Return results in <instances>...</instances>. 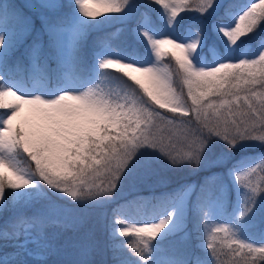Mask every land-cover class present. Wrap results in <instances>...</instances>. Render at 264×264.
<instances>
[{
  "label": "snow or ice",
  "instance_id": "obj_1",
  "mask_svg": "<svg viewBox=\"0 0 264 264\" xmlns=\"http://www.w3.org/2000/svg\"><path fill=\"white\" fill-rule=\"evenodd\" d=\"M37 18L29 89L12 74L11 58L22 38L36 31ZM112 24L118 27L93 42L86 55V36ZM114 39L115 45L106 42ZM165 58L174 70L160 66ZM108 75L119 76L126 87L105 91L101 84ZM189 113L195 120L183 121ZM250 121L264 129V0H28L24 5L0 0V210L10 200L15 206L43 196L45 185L61 199L66 194L102 206L130 176L151 172L161 160L169 166L216 167L233 150L264 142V135L251 134L255 123L246 127ZM177 143L187 151L177 150ZM213 148L220 152L206 162ZM20 160L28 162L27 169ZM101 169L109 177L106 184L96 183ZM228 171L237 193L231 211H221L222 199L212 191L216 173L205 177L192 209L197 247L210 250L211 261H202L191 248L165 246L186 220L185 191L177 190L170 210L151 217L156 223L137 221L142 226L132 227L112 220L117 264H215L217 248L203 234L209 217L228 221L214 229L213 240L220 232L237 237L232 251L252 257L245 264H264V218L257 219L264 187L240 183L244 176L235 165ZM138 200L117 206L113 216ZM68 211L49 199L32 216L14 214L0 238L12 241L16 251L4 253L0 264H22L21 253L40 258L54 250L45 228ZM86 254L84 247L80 255Z\"/></svg>",
  "mask_w": 264,
  "mask_h": 264
},
{
  "label": "trees",
  "instance_id": "obj_2",
  "mask_svg": "<svg viewBox=\"0 0 264 264\" xmlns=\"http://www.w3.org/2000/svg\"><path fill=\"white\" fill-rule=\"evenodd\" d=\"M14 3L18 5L20 4L18 1L13 0ZM229 0L226 2L228 3ZM235 4L244 3L245 0H232ZM35 27L36 31H33L30 35H27L26 37H23L21 42L18 45L17 50L13 54L11 58V62L13 65V72L12 74L17 77L26 78L27 80H30L33 78V73L31 68L29 67V63L27 61V49L28 45L31 44V42L36 37L37 32L40 29V23L38 18L35 20ZM115 29H110L109 31H102L98 32L96 35H94L93 32H91L89 35L86 36V43L84 46V52L87 55L91 49V46L93 45V42L97 41L99 38H103L105 34L113 32ZM125 36L129 40H131L130 36L125 33ZM124 37H121L123 39ZM114 45L118 43L117 40H113ZM250 43L254 44V41H251ZM172 68L174 70V63L171 64ZM52 67H55V64L51 65ZM106 72H110L111 70H104ZM126 79V78H125ZM101 87L104 88L105 91H108L109 89L119 91L120 87H126L124 80L120 79L119 76H111L108 75L103 78V83L101 84ZM185 94H186V88H184ZM244 93H241V96H243ZM190 103V100L188 101ZM115 135V133H113ZM254 150H251L252 153H239L238 149L233 150L230 152L233 154V158L231 162L229 163V167H233L240 165L241 163H244L255 155ZM26 155V154H25ZM99 155H97V159H99ZM19 159V158H18ZM30 160V158H29ZM19 165L27 169L28 168V162L20 160ZM32 168L34 169V162L32 163ZM228 168L225 173L229 175ZM220 170V169H219ZM214 173H217L216 171ZM220 173V172H218ZM217 173V174H218ZM209 175H204L201 178H197L196 180H189L186 179L182 181L183 183L180 185L181 182H174L172 184H169L167 187H161L157 188L154 186H151L149 188H145L141 191H136L133 193H130L129 195L118 198L114 201H112L108 208H107V214L105 219V230L103 235L102 231H94L90 234L85 232H81L77 230L75 227L69 225V223L62 221L60 219L59 223L56 224H49L45 228V232L47 235V238L49 242L53 245L54 250L49 249L46 253H40V258H37L36 255L29 256L26 253H21V255L17 258L18 261H21L22 264H68V259L62 257L63 251L70 248H75L76 246L80 244H84L86 242L90 241H98L103 242L106 245V255L103 259L97 258L96 264H102L105 262V264H117V261L114 259V254L112 250V243L113 240L110 236V228L109 225L112 222L113 219H117L118 221H122L124 224H127L132 227H138L142 226L141 224L136 223L137 221H142L146 223H156L158 220L151 219L154 215H159L160 213L164 212L165 210H170V197H172L177 190H184L186 191V188L191 186V189L189 190V194H187L186 197V220L184 225V231H187L186 235H182V233L174 232L171 236L168 237V240L165 241V246H176V247H187L194 249L201 257L202 261L208 262L211 261V258L208 255L207 251H204L201 248H198L197 245L200 244V240L198 238V233L196 231V228L194 227V217H193V205L196 201V193L200 192L201 185H203L205 177ZM230 178V175H229ZM231 179V178H230ZM224 179H217L215 180L214 184L211 186L212 191L217 193H220V197L223 202V208L222 211L226 208L227 210L231 211L232 205L236 202V191L233 187V184H227L223 181ZM187 181V182H186ZM48 191V187L45 185L43 192L44 195ZM43 195V196H44ZM38 197L34 199L30 203L25 202H17L15 206L13 203L9 202L7 209L0 210V231H2L4 225L6 222L11 219L14 214L20 213L25 216H32L34 213L33 208H37L34 206V204L37 202L38 199L42 198ZM138 200V204L132 207H123L120 209V213L118 216H113V209L117 208L119 205H127L128 201L131 200ZM124 217H127V219H123ZM264 218V215L262 211H259L257 219ZM208 220L204 222V237L207 241L208 237ZM254 232L258 233V229H255ZM95 234V236H94ZM92 235V238L90 237ZM254 239H259L258 235L253 236ZM134 237H118V241H133ZM12 241L10 240H4L0 238V257H3L4 253H12L16 251L13 249L11 245ZM5 245H9L5 247ZM30 248L33 249L34 253L38 250L33 245H29ZM102 251V250H101ZM124 256H127V253L123 254ZM242 259L239 256L234 257V261H229L227 264H236L237 261H241ZM217 264V263H215Z\"/></svg>",
  "mask_w": 264,
  "mask_h": 264
},
{
  "label": "rangeland",
  "instance_id": "obj_3",
  "mask_svg": "<svg viewBox=\"0 0 264 264\" xmlns=\"http://www.w3.org/2000/svg\"><path fill=\"white\" fill-rule=\"evenodd\" d=\"M16 1H18L22 5L28 2V0H16ZM227 1L228 0H225V3ZM256 1L258 0H255V2ZM190 7L194 8L195 3H190ZM192 18L193 17H189V19ZM116 27H118V25L112 24L110 26L103 27L99 31H93V33L94 35H96L98 32L109 31L110 29H115ZM109 58H115V57H109ZM165 64L171 65L172 62L168 58H165L163 61L160 62V66L163 67ZM20 81L26 88L29 89L31 88L33 83V81H31L30 83H27L23 80ZM241 103H243V101H241ZM158 110L161 112L162 115H167L169 118H171L173 115L170 112V110H164V109H158ZM188 120L194 121L195 114L189 113L188 116L183 117V121L186 122ZM252 123H255L256 130L251 131L250 129L251 134L254 136L264 135V129L260 128L258 122L250 121L249 125H246V127H249ZM191 126H192L191 124H187V123L184 124V127H191ZM141 127H143V125ZM221 130L223 131V124L221 126ZM165 143H167V141H165ZM176 147L177 150L187 151L186 145L177 143ZM237 149L239 150V153H246V152H250L251 150H254L253 152L255 151L257 152L256 155L253 156V160L237 166V168L239 169V172L237 174L244 176V179L241 180L240 183L247 184L249 181H251L254 185L264 187V142L254 141L248 144L247 146H245L244 148H237ZM219 152H220L219 149L213 148V150L209 152L208 157L206 158V162L216 159ZM233 156H234L233 154L229 153L225 157V162L220 163L216 167H212V168H209L205 165L195 166L191 164L169 166L166 160L156 161L152 164L151 172L145 174L142 170H138L135 174H133L127 180H125L123 184L120 185L119 190L114 191L113 198L108 202L104 203L102 206H95V205L85 204L79 201H74L72 200L71 197H67L66 194H62L64 198L61 199L57 195H54L53 191L49 188L48 191H46L45 195L37 200L34 206L37 207L36 210L38 211L45 204H47L49 199H51L52 201H55L57 205L70 210L67 213H62L58 217V219L69 223V225L75 227L77 230L83 233L87 232L90 234L91 232L94 231H102V235H103L104 233L103 230H105V219L107 214V208L112 201L118 198L125 197L130 193L141 191L145 188H149L151 186L157 188L167 187L169 184H172L174 182H181L180 183L181 185L183 183L182 181L186 179L196 180L197 178H201L204 175L211 176L215 171L218 173L219 169H220V173H218V179L223 178L224 182H226L227 184L231 183L232 185V178L230 176L231 178L230 179L229 175L225 173V169L229 168V163L231 162ZM249 169H255V171L249 172L248 171ZM100 171L101 174L96 179V183L106 184L108 182L109 177L106 174H104L103 169H101ZM190 189L191 186L186 188L185 199L187 197V194H189ZM216 194L220 196L219 193ZM236 199H237V193H236ZM260 211H262L264 215V208L260 209ZM227 222L228 221L223 219H215L211 217H209L208 219V228H207L208 237L206 242H212L215 244L217 248V257L215 263L217 264H227L231 260L234 261V257L236 256V254L232 251V249L235 248L234 241L237 239V237L231 236L230 234L226 235L224 232H220L216 234L214 240L212 239V234L214 229L217 227H221L224 223ZM184 225L185 222L182 225V230L176 232L178 233L181 232L182 235L183 234L186 235L187 231H184ZM90 237L92 238V235H90ZM257 246H259V244H257ZM84 247L87 248V254L86 256L82 257L80 255V252ZM246 251L247 250H245V252ZM61 253H62V257L68 259L67 260L68 264H73L74 261L79 259H86L89 262V264H96L97 258L99 260L103 259V257L105 258L106 245L103 242L101 243L98 241H90L84 244H80L75 248H70V249L66 248V250ZM240 258L242 259L240 261V264H245V259H247L249 262L252 259V257H247V258L240 257ZM102 264H105V262H103Z\"/></svg>",
  "mask_w": 264,
  "mask_h": 264
}]
</instances>
